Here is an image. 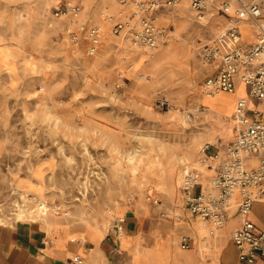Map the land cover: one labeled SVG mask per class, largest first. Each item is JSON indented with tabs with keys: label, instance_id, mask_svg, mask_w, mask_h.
I'll use <instances>...</instances> for the list:
<instances>
[{
	"label": "rangeland",
	"instance_id": "374dc122",
	"mask_svg": "<svg viewBox=\"0 0 264 264\" xmlns=\"http://www.w3.org/2000/svg\"><path fill=\"white\" fill-rule=\"evenodd\" d=\"M1 1L0 223L45 214L108 230L131 210L150 211V196L159 218L184 225V169L200 168L203 145L223 149L234 139L236 102L223 118L219 101L247 96L245 86L216 97L201 87L199 48L226 26L218 5L232 0H216L202 17L189 0L161 6L156 24L167 37L154 50L113 32L124 18L118 0H78V23L54 18L52 0ZM91 26L101 27L93 55ZM254 211L264 220V206ZM191 219L209 238L208 225Z\"/></svg>",
	"mask_w": 264,
	"mask_h": 264
},
{
	"label": "built area",
	"instance_id": "2783aa9c",
	"mask_svg": "<svg viewBox=\"0 0 264 264\" xmlns=\"http://www.w3.org/2000/svg\"><path fill=\"white\" fill-rule=\"evenodd\" d=\"M52 1L54 18L72 17L79 22L83 6L78 0ZM118 1L125 9L119 13L124 18L115 23L113 32L124 34L134 46L154 50L167 37L166 29L156 24L155 12L161 6H175L182 0ZM189 2L202 17L216 0ZM130 6L132 10L128 11ZM218 6L220 11L231 15L228 25L199 48L198 56L207 72L202 90L208 95L233 93L243 84L249 96L257 101V107L251 109L247 99H238L233 113L234 139L223 150L203 145L197 159L200 168L184 169L179 191L190 214L208 225L210 235L224 228L235 210L240 225L232 232L233 243L240 260L255 264L257 258L264 260V229L250 218L254 204L264 200V0L239 1L235 8L226 2ZM108 20L112 22L115 18L109 16ZM244 23L257 30L250 45L243 44ZM71 38L77 40L73 34ZM88 40V52L93 55L100 44L99 27L88 29ZM165 104L166 101H161L162 106ZM205 171L211 174L206 176ZM125 220L120 219L118 232ZM181 247H190L188 237L182 238ZM67 264H83V259L75 257Z\"/></svg>",
	"mask_w": 264,
	"mask_h": 264
},
{
	"label": "crops",
	"instance_id": "0c3cea01",
	"mask_svg": "<svg viewBox=\"0 0 264 264\" xmlns=\"http://www.w3.org/2000/svg\"><path fill=\"white\" fill-rule=\"evenodd\" d=\"M239 1L235 4L233 0L225 2L235 8ZM2 7L0 0V14ZM220 15L225 18L231 14L221 11ZM225 22L227 26L229 19ZM250 28H253V34L248 42L242 31L244 45H250L256 39L257 30ZM204 72L206 76L205 69ZM243 86L245 85L239 84L237 88L240 90ZM246 91L248 90L243 92ZM242 97L243 95L233 96L229 100L237 103ZM249 102L257 104L252 98ZM207 179L205 177V182ZM178 194L181 199L179 187ZM181 202L187 209L182 199ZM258 205L264 206V200L254 204V217L250 218L259 228L264 229V220L254 211ZM155 206L160 204L155 203L150 211L147 206L131 210L125 215L121 232L114 226L105 230L94 223L71 226L67 225L64 218L45 214L43 217H27L0 223V264H67L75 257L82 258L83 264H249L240 260L232 240L233 230L240 225V217L235 210L226 226L219 230L220 234L209 235L207 238L200 235L191 219L196 217L188 209L191 217L184 216V225H177L176 222L159 218ZM51 216L52 219H49ZM183 237L189 238L188 249L181 247ZM255 264H264V260L257 258Z\"/></svg>",
	"mask_w": 264,
	"mask_h": 264
},
{
	"label": "bare ground",
	"instance_id": "6f19581e",
	"mask_svg": "<svg viewBox=\"0 0 264 264\" xmlns=\"http://www.w3.org/2000/svg\"><path fill=\"white\" fill-rule=\"evenodd\" d=\"M239 1V0H238ZM117 10H118V14L119 13H121V12H124L125 11V9L124 8H117ZM184 11V10H183ZM108 27H109V24H111V23H105ZM250 27H252L251 25H249L248 23H244L243 25H242V30L244 31V29L246 28V34L244 35L245 37H247V38H251V36H252V30L251 29H253V28H250ZM100 29H101V27H100ZM239 91V88H236V90L233 92V93H226V92H219V93H216L215 95H218V94H222V93H226V94H234V93H237ZM246 93H247V96L246 97H242V98H245V99H247L248 101H250V96H249V93H248V91H246ZM205 95L206 96H208V97H213V96H215V95H208V94H206L205 93ZM235 96V95H234ZM216 97V96H215ZM229 98L230 97H225V98H222L221 100H222V102L221 101H219V106L221 107V109H223V112L222 113H220L218 110H214V109H212V108H208L207 110L208 111H210L211 112V115L212 116H214V115H219V113L221 114V116L224 118V117H227V114L225 113V111H227L228 109H229V105H231V100H229ZM218 101V100H217ZM250 103V102H249ZM253 105L250 103V107H252ZM255 107H257V105L256 106H254V108ZM216 108V107H215ZM219 109V108H218ZM220 110V109H219ZM234 113V112H233ZM232 118H233V115H232ZM233 125H234V119H233ZM148 200H152V202H154V203H157L158 204V201H159V199L158 198H154V199H148ZM252 213H251V217H252ZM254 217V216H253Z\"/></svg>",
	"mask_w": 264,
	"mask_h": 264
}]
</instances>
